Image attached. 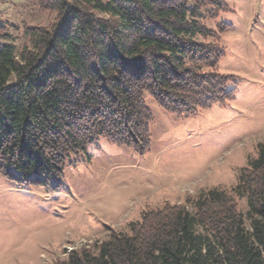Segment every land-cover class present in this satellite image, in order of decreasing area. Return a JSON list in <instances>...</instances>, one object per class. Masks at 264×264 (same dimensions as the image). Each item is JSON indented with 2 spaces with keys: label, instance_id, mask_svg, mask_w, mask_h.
<instances>
[{
  "label": "trees",
  "instance_id": "1",
  "mask_svg": "<svg viewBox=\"0 0 264 264\" xmlns=\"http://www.w3.org/2000/svg\"><path fill=\"white\" fill-rule=\"evenodd\" d=\"M35 3L56 16L26 25L19 51L0 21V174L18 184L61 176L102 138L148 150L146 93L182 115L232 97L218 69L224 48L205 23L221 1ZM256 149L230 190H204L192 209H146L128 231L52 264H264V140Z\"/></svg>",
  "mask_w": 264,
  "mask_h": 264
},
{
  "label": "rangeland",
  "instance_id": "2",
  "mask_svg": "<svg viewBox=\"0 0 264 264\" xmlns=\"http://www.w3.org/2000/svg\"><path fill=\"white\" fill-rule=\"evenodd\" d=\"M218 1L224 7L205 23L224 48L218 69L231 76L232 97L182 115L146 93L153 116L148 150L102 138L47 182L18 184L0 174V264L66 260L113 231H128L146 209H192L202 191L237 183L264 140V0ZM55 16L35 0H0V21L18 51L29 42L26 25H47ZM238 203L245 212L246 199Z\"/></svg>",
  "mask_w": 264,
  "mask_h": 264
}]
</instances>
